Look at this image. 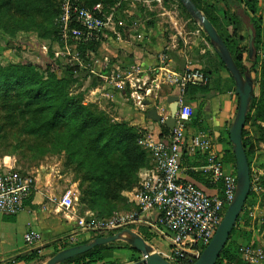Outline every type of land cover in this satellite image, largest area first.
I'll return each mask as SVG.
<instances>
[{"label": "rangeland", "instance_id": "obj_1", "mask_svg": "<svg viewBox=\"0 0 264 264\" xmlns=\"http://www.w3.org/2000/svg\"><path fill=\"white\" fill-rule=\"evenodd\" d=\"M195 1L201 11L216 22L232 51L238 56L243 55L245 64L251 68L249 32L252 28L243 9L235 13L233 10L226 11L221 0ZM97 5L104 8L101 14L106 18V27L95 39L78 41L75 33L84 28L74 21L76 11L92 9ZM261 6L264 9V0H261ZM238 14L243 22L232 19ZM150 31L155 32L152 35H157L154 42L160 45V53L155 54L157 63L150 65L148 62L145 68V73L152 77L173 65L179 79L197 71L196 68L189 69V66H193L190 56L206 58L199 54L201 50L212 52L215 60L220 61L202 27L180 0H0V74L16 73L19 68L30 70L38 76V80L47 82L45 93L49 96L44 93L41 99H50L49 102L54 103L44 114L43 106L31 105L30 96H25L21 91L16 94L11 91L5 95L4 88L0 86V173L19 172L32 182L34 191L36 187L48 186L59 191V194L63 192V195L73 189L79 178L88 188L89 177H97L98 172L114 174L115 169L121 168L123 172H115L122 174L119 181H115L117 184L130 191L140 185L143 171L156 164L155 148L151 147L148 125L143 123L145 128H141L133 110L126 113L124 109L144 108L143 102L147 99L145 92L139 91L137 84L127 82V79H133L131 75H141L137 68L142 67L141 63L148 54L146 49L142 53V49L152 41L151 35H148ZM123 46L129 51L128 62L120 60L127 53ZM254 58L259 60V69L252 73L258 102L247 130L254 145L251 175L252 191L256 197L245 207L238 231L232 239L239 250L241 264H264V52L260 51L257 56L253 53ZM182 66L185 67L181 69ZM206 70L199 71L208 80L209 72L206 73ZM171 74L166 70L165 75ZM6 81L10 80L2 78L0 85ZM206 85L198 84L195 87L202 89ZM52 86L58 92L52 90ZM134 91L143 98L139 101L133 99ZM63 96L67 101L62 100ZM62 102L69 103L72 109L74 107L80 113L81 109L91 112L102 119L103 127L122 125L124 128L121 130L127 128L129 132L125 134L133 137V141L109 162L99 163L94 156L93 160L81 159L80 162L79 156L74 160L73 154L78 152L79 144L73 145L71 142L72 126L68 125H72V120L47 127ZM144 117L147 118V113ZM146 122L152 123L149 119ZM108 198H111L109 202L113 203V210L91 213L82 210L87 207L90 197H78L82 202H77L78 210H81L76 212L79 218L76 229L80 228L82 233H91L94 237L85 241L71 236L66 247L58 253L91 243L98 237L126 231L139 235L155 250L157 247L165 253L171 252L167 241L157 231L140 223L144 220L140 211H135V203H121L119 195ZM128 215L135 218L126 225L121 219ZM80 221L85 222L83 229ZM143 228L155 234L151 241L147 240ZM122 238L128 240L130 236L124 233ZM125 240L118 242L128 244ZM243 249H250L249 254L241 253ZM133 255L139 258L138 262L143 259L140 253L123 249L117 252L118 257H123L108 263L136 264L138 262H130ZM192 260L182 259L175 264L195 262Z\"/></svg>", "mask_w": 264, "mask_h": 264}, {"label": "crops", "instance_id": "obj_2", "mask_svg": "<svg viewBox=\"0 0 264 264\" xmlns=\"http://www.w3.org/2000/svg\"><path fill=\"white\" fill-rule=\"evenodd\" d=\"M153 34H155V32L150 31L148 35H151L152 41H150V45L144 46L142 49V53L144 49H146L148 54L145 55V61L141 63V75L138 77L131 75V77L134 78L127 79V82L136 83L139 91L145 92V98L147 99H144V108H126L124 111L127 113L133 110L134 114L138 117L136 122L140 123L138 126L141 128H145L143 123L148 125L147 127L150 131L152 144L151 147L153 146L156 148L158 144L162 142L165 143L169 140L172 131H170L169 135L163 137L161 129L162 126L165 125L164 122L169 117L171 107L169 100L172 97L180 96L181 85L179 84V77L175 75L174 65L166 69L168 73H172L171 75H165L166 70H160L161 73L156 77H152L145 73L148 62L150 65L157 63V55L155 56V54L160 53L159 43L154 42L157 35L153 37ZM123 48H125L127 53L126 56L120 60L121 62H124V60L128 62L130 59L128 48L125 46H123ZM199 52L201 56H206V58L197 57L198 59H196L193 57L194 55L190 56L193 66H189L190 68H188H196L195 70L207 68L206 72H209V81L207 80L206 87L203 89L200 88L193 93V96L190 95L188 89L197 87L193 85L186 87L185 100L193 111L191 121L187 125L186 137L189 142L194 136L204 132L210 137L211 147L205 152L197 151L192 153L187 148L183 150V170L180 179L184 182H192L209 195L216 196L221 193V186H214L209 176L206 175L202 169L209 158L215 155L223 163L227 174L236 175V170L233 165L224 162V156L228 152H233L230 143L229 129L237 112L239 98L236 95L235 86L230 74L223 69L220 61L215 60L214 54L212 52L205 53L204 50ZM184 67L185 66H182L180 68L183 69ZM173 91L175 92L173 93ZM132 98L139 101L143 97L134 91L132 93ZM150 110H157L158 115L162 118L161 122H155L148 116ZM162 110L164 113H168V115H164ZM145 113H147V118L144 117ZM148 119L152 121V123H147L146 121ZM155 169L156 164L153 166L150 165L149 168L143 171L141 174V183H139L140 185L135 186L132 191L113 182L108 184L107 187L111 190H117L113 192V194L120 196L119 201H121V203H135V211L139 212L138 196L143 188V184L149 176L154 174ZM82 183L83 179L79 178L78 183L76 184L75 182L73 189L68 191L71 192L74 199V206L72 208H66L62 203L63 196L67 192L63 195V192L59 194V191L54 190V188H48V186L44 188L41 186L36 187L25 209L18 215L10 216L0 213V264H46L55 256V253H58L66 247L67 243H69V237L73 236L74 239H76V237L83 238L85 241L91 240L94 237L93 234L82 233L80 228L76 229L79 221L76 212H80L79 210H81H78L77 202H82L78 197L89 196L91 192L89 186L87 188L86 184ZM86 205L87 207L82 209L85 212L94 213L104 209L93 201L87 202ZM140 215L147 227L148 225L157 226L159 215L156 211L144 215L140 213ZM31 233L40 236L41 240L37 244L30 245L26 242V235ZM156 250L163 257L168 259L170 251L165 253L157 247ZM33 251L39 253L41 258L39 261L33 263L15 262L17 257L29 254ZM119 251L120 250H110L104 252L106 262H114L123 257L117 256V252Z\"/></svg>", "mask_w": 264, "mask_h": 264}, {"label": "built area", "instance_id": "obj_3", "mask_svg": "<svg viewBox=\"0 0 264 264\" xmlns=\"http://www.w3.org/2000/svg\"><path fill=\"white\" fill-rule=\"evenodd\" d=\"M103 10L102 5H97L92 9L76 11L74 21L84 28L75 33L78 41L95 39L106 27V18L101 14ZM139 68L137 70L141 74ZM206 82L207 78L199 70L180 79L181 92L176 126L169 140L155 148V172L147 178L138 196L141 214L152 211L158 213L157 226L148 227L157 231L162 239L167 241L171 249L168 260L174 264L182 259H194L192 261L196 262L200 258L216 234L236 193V175L227 174L223 163L215 155L209 158L202 170L214 186H221L220 194L211 196L196 184L180 179L183 150L187 148L192 153L205 152L211 147L210 137L204 132L194 136L189 142L186 137L187 125L193 114L185 100L186 87ZM33 193L34 186L27 176L19 172L0 173V213L18 215L25 209ZM62 203L66 208L73 207L71 192L63 196ZM134 218L128 215L121 220L127 225ZM80 225L83 229L85 222L80 221ZM40 240V236L34 233L26 235V242L30 245L37 244ZM249 252L250 249L241 251L245 255Z\"/></svg>", "mask_w": 264, "mask_h": 264}, {"label": "trees", "instance_id": "obj_4", "mask_svg": "<svg viewBox=\"0 0 264 264\" xmlns=\"http://www.w3.org/2000/svg\"><path fill=\"white\" fill-rule=\"evenodd\" d=\"M193 1L197 5V7L201 10V7L199 6V4L195 0ZM221 1L223 3L222 4L223 8L226 11L233 10L235 13H237L238 9H243V11L245 12V14L248 16L250 20L251 28L254 33V37H255L254 38V53L257 56L260 51L264 52V9L261 6V0H242V1L221 0ZM207 17L212 22V24L216 27L219 34L224 39L240 71L244 75L252 76V73L256 72L259 69L258 58L252 59V57H250L249 62L251 64V68H249L244 62L243 55L238 56L232 51L226 39L223 37V35L219 31L216 25V22L211 17L209 16ZM232 19L235 22H243V19L240 17L239 14L234 15ZM207 39L210 43V40L208 37ZM220 62L223 68L225 69V71H227L223 62L221 60ZM262 74L264 76V65L262 67ZM2 78L4 80L5 79L10 80L9 82L6 81L4 84L0 85L2 88H4L2 90L5 95L10 93L11 91L14 92L15 94L18 93L17 91H21V93H23L25 96L27 97L30 96V98L32 99L31 105L37 104L36 105L37 107L40 105L43 106V108H45V110H43L44 114H46L47 111H49V108L51 107V105H54V103L49 102L50 99H47V100L41 99L44 96L45 89H46L45 86L47 82L38 80L37 79L38 76L34 74L33 72H31L30 70L26 68H19V70H17L16 73L7 74L5 72V73L0 74V80ZM232 81L234 83L233 79ZM234 86H235V83H234ZM199 89L200 88H192V89L189 88L188 91L190 92V95L193 96V93H195ZM52 90L56 91L55 86H52ZM45 94L46 96H49L47 95V93ZM62 100L67 101V99H65L64 96ZM257 102H258L257 97H255L252 103L251 112L247 119V124L245 127L244 136H243V142H244V146L247 152L250 166H251V155L254 152V145H253L251 134L247 130V127L251 124L253 120L252 115H253V111L255 110L257 106ZM61 104L62 105L58 108V110L54 111L53 118L50 121V123L47 125V127L49 128L51 124L56 125V126L61 123L65 124L69 120H72V125H68V126H72V130H71L72 141L71 142L73 143V145L79 144L78 152L73 154L74 160L77 159L76 156H79L78 158L80 159V162H81V159L93 160L94 157L96 158V161H99V163L100 162L104 163V161L109 162L113 159L114 155L120 153L124 148H126V146H129L128 144L131 141H133V137H130L129 135L125 134L126 131L129 132L127 128H125L123 131L121 130V128L123 127L122 125L117 124L114 126L103 127L102 125H105V124H102V119H98V117L94 116L91 112L84 111V109H81V113H80V111L78 110L76 111L74 107L72 109L69 106V103L65 104L64 102H62ZM83 119H85V122L83 121ZM60 126H63V125H60ZM161 134L163 137H165L170 134V130L166 126H162ZM82 156H84L85 158H81ZM224 162L232 164L236 170V161H235V156L233 152L232 153L228 152L225 154ZM118 171L123 172V169L122 168L120 170L115 169V171H113L114 174L110 172L109 173L105 172V174L104 173L101 174L98 172L96 173L97 177L96 176L89 177V180H88L89 190H91L90 195H89L90 201L96 202L98 203L99 207L104 208L100 210L99 213L106 212L107 210L108 211L113 210V203L109 202V200H111L112 197L111 198H108V197H110L111 195H114L113 194L114 190L109 189L107 185L111 184L112 182L117 184L115 181H119L118 178L122 176L121 173L120 174L115 173ZM82 184H84V182ZM255 197H256V194L253 191H251L247 204L250 203L252 199ZM247 204H246V207H247ZM240 219L241 217L238 220L237 226L240 222ZM237 226L234 229L231 239L229 243L227 244L226 248L224 249L222 255L220 256V259L217 264H241L240 257H239V250L236 248L234 243H232V239L238 231ZM142 231L145 234L148 241H151L153 237H155V234L152 231H149L145 228H143ZM123 249H127L134 253H138L135 249H133L130 245L126 243L114 242L106 246L97 247L83 255L70 259L63 264H115V263L106 262L104 252L110 251V250H123ZM40 259L41 258L39 256V253L37 251H33L29 254L17 257L15 259V262L33 263L35 261H39ZM138 261H139V258H136L135 255H133L130 258L131 263H135ZM194 263L195 262L184 263V264H194Z\"/></svg>", "mask_w": 264, "mask_h": 264}, {"label": "water", "instance_id": "obj_5", "mask_svg": "<svg viewBox=\"0 0 264 264\" xmlns=\"http://www.w3.org/2000/svg\"><path fill=\"white\" fill-rule=\"evenodd\" d=\"M180 1L186 11L202 27L204 33L209 38L212 47L234 80L236 95L239 98L237 112L229 129L230 143L236 161L237 187L235 197L228 207L224 219L218 227L211 243L203 251L200 258L194 263L217 264L220 256L231 239L239 218L245 210L248 198L252 191L251 166L244 146L243 136L247 119L251 112L252 103L255 99V81L252 76L244 75L240 71L224 39L208 17L197 7L195 2L193 0ZM249 33L250 57H252L254 53L255 37L252 30H250ZM169 102L171 103V114L164 124L170 131H173L176 126V117L179 112V97H172ZM148 116L155 122H161L162 120L158 115L157 110H150ZM124 233L128 234L130 239H123L122 235ZM124 233L107 237H98L91 243L67 248L52 257L46 264H63L66 261L83 255L97 247L106 246L124 240L143 256V259L136 264H174L158 253L152 246L147 244L139 235L131 231H126Z\"/></svg>", "mask_w": 264, "mask_h": 264}]
</instances>
